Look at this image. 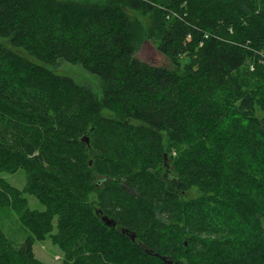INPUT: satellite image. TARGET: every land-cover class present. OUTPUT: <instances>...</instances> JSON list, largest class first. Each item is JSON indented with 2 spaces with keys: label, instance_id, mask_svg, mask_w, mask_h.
Returning a JSON list of instances; mask_svg holds the SVG:
<instances>
[{
  "label": "trees",
  "instance_id": "16d2710c",
  "mask_svg": "<svg viewBox=\"0 0 264 264\" xmlns=\"http://www.w3.org/2000/svg\"><path fill=\"white\" fill-rule=\"evenodd\" d=\"M126 8L157 13L149 39L172 67L138 56ZM59 60L101 77L102 102L47 67ZM258 110L264 0H0V210L30 232L16 247L0 225V264H45L34 244L47 238L60 264H167L145 248L172 264H264ZM164 137L186 145L171 179ZM20 169L23 189L2 176Z\"/></svg>",
  "mask_w": 264,
  "mask_h": 264
},
{
  "label": "rangeland",
  "instance_id": "374dc122",
  "mask_svg": "<svg viewBox=\"0 0 264 264\" xmlns=\"http://www.w3.org/2000/svg\"><path fill=\"white\" fill-rule=\"evenodd\" d=\"M75 2L78 4H90L103 6L111 3V0H59ZM126 13L130 17L133 23L136 24L141 32V45L143 46L138 53V56L151 64L154 65H164L167 67H172L170 60L163 55L157 49V44L153 40L149 39V36L157 31L158 15L155 11H145V10H135L126 8ZM47 67L54 70L56 73L73 78L78 84L88 87L95 95L99 102H102L103 93V81L98 75L92 74L85 70L80 64H71L65 60H59L57 63ZM103 115L108 117H117L114 112L104 109L102 111ZM257 115L262 118L263 113L258 110ZM138 124L137 122H134ZM186 145H179L177 147L175 143H172L167 137H164V154L165 166L161 171L162 175L166 173V170L171 171L170 173L174 175L175 161L183 152ZM175 165V166H174ZM11 185L18 189H23L26 182L25 171L20 169L15 173H5L2 175ZM201 195V192L193 187L189 191L183 193L184 199H193ZM27 199L28 206L31 209L43 210L44 207L38 202V200L29 194L24 195ZM95 194L91 196L94 199ZM0 225L9 239L13 242L16 247H20L25 239L30 235L29 230H27L20 222L18 215L10 208H4L0 210ZM34 252L36 257L43 261L45 264H60L63 260V254L59 247L52 243L50 238L44 241L36 240L34 244Z\"/></svg>",
  "mask_w": 264,
  "mask_h": 264
},
{
  "label": "water",
  "instance_id": "95a60500",
  "mask_svg": "<svg viewBox=\"0 0 264 264\" xmlns=\"http://www.w3.org/2000/svg\"><path fill=\"white\" fill-rule=\"evenodd\" d=\"M142 47H143V46L141 45V48H142ZM83 140H84L87 144H89V139H88V138H84ZM165 158H166V155H165ZM169 174H170V171L167 170L165 177L168 178V179H171V176H170ZM97 214L101 216L102 220L105 222V224H106L107 226L112 227V228H115V227H116V222H115L113 219H110L109 217L102 215V212H101L100 210L97 211ZM121 232H122L123 234L128 235V236L131 238V240H133V241H134L135 238H136V233L130 231V230L127 229V228H122V229H121ZM145 250H146V252H148L149 254L156 255V256L160 257V258L162 259V261H164L165 263H167V264H172V260L169 259L167 256L160 255V254H158V253H156V252H154V251H152V250H148V249H146V248H145Z\"/></svg>",
  "mask_w": 264,
  "mask_h": 264
}]
</instances>
